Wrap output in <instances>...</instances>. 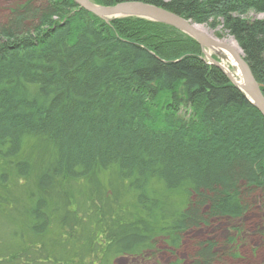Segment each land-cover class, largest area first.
<instances>
[{"label":"trees","instance_id":"trees-1","mask_svg":"<svg viewBox=\"0 0 264 264\" xmlns=\"http://www.w3.org/2000/svg\"><path fill=\"white\" fill-rule=\"evenodd\" d=\"M143 1L239 44L264 95V0ZM264 204V116L200 44L74 0L0 20V264H116ZM258 202V203H259ZM234 241L231 238L230 241ZM217 241L189 261L220 264ZM234 255V254H233Z\"/></svg>","mask_w":264,"mask_h":264},{"label":"rangeland","instance_id":"rangeland-1","mask_svg":"<svg viewBox=\"0 0 264 264\" xmlns=\"http://www.w3.org/2000/svg\"><path fill=\"white\" fill-rule=\"evenodd\" d=\"M21 2H25V0H0V20L4 18L8 8L15 7ZM252 16L257 19H264L262 13ZM199 25L206 27L210 32L213 31V34L220 39L230 37L234 39L223 30L221 25L216 28H211L206 24ZM202 53L208 63L213 64L211 59L207 57L210 56L220 63L233 78L239 76L237 68L228 61L224 54L210 52L206 48L202 49ZM258 202L242 218H217L213 219L208 226L190 231L186 235L182 247L176 252H172L165 243H160L157 249L150 254L142 257L121 256L117 258L116 264H170L177 259L186 262L190 259L194 242L207 238L216 240L218 249L226 252V258L220 264H264V204L260 205ZM231 238L235 240L230 241Z\"/></svg>","mask_w":264,"mask_h":264},{"label":"water","instance_id":"water-1","mask_svg":"<svg viewBox=\"0 0 264 264\" xmlns=\"http://www.w3.org/2000/svg\"><path fill=\"white\" fill-rule=\"evenodd\" d=\"M77 5L84 8L85 10L93 13L100 19L110 22L116 18L124 17H138L154 22L164 23L177 28L178 30L186 33L190 37L194 38L204 50H212L214 47H220L230 50L231 47L226 43H217L212 40L205 33L198 31L197 23H194L174 12L166 10L160 6L148 4L143 1H127L121 2L113 6H105L96 4L91 0H74ZM234 51L233 49H231ZM242 50V49H241ZM235 59L238 63V68L242 74L243 85L239 86L232 75L225 71L223 66L208 56L212 63L222 69L229 79L234 82L239 89L248 97V99L258 108V110L264 116V95L261 91L260 84L256 81L252 70L246 63L242 51V55L239 56L235 51Z\"/></svg>","mask_w":264,"mask_h":264},{"label":"bare ground","instance_id":"bare-ground-1","mask_svg":"<svg viewBox=\"0 0 264 264\" xmlns=\"http://www.w3.org/2000/svg\"><path fill=\"white\" fill-rule=\"evenodd\" d=\"M89 12V11H88ZM197 29L198 31H201L203 33H205L206 35H208L210 38H212V40H215L217 43H226L228 46L231 47V49H233L239 56L242 55V50L241 48L239 47V45L237 44V42L233 39V38H225V39H220L218 38L217 36H215L213 34V31H208V29L204 26H200V25H197ZM186 34V33H185ZM194 39V38H193ZM228 50V49H225V48H220V47H214L212 50H210V52H217V53H221V54H224L227 58H228V61L231 62V64L237 68V71H238V75L239 76H234V79L237 80L238 82V85L239 86H242L243 85V78H242V74L239 70V68L237 67L238 66V63L235 59V53L234 51L232 50ZM208 57V56H207ZM206 60V59H205ZM225 70V69H224ZM227 71V70H225ZM225 73V72H224ZM208 226V225H206ZM205 227V226H203ZM185 240V239H184ZM184 242V241H183ZM117 260V259H116ZM115 260V262H116Z\"/></svg>","mask_w":264,"mask_h":264}]
</instances>
